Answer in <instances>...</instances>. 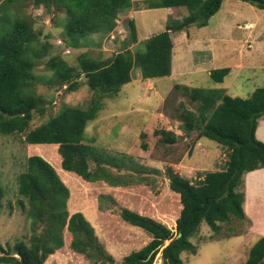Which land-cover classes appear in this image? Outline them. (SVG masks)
<instances>
[{
    "label": "trees",
    "instance_id": "16d2710c",
    "mask_svg": "<svg viewBox=\"0 0 264 264\" xmlns=\"http://www.w3.org/2000/svg\"><path fill=\"white\" fill-rule=\"evenodd\" d=\"M264 9V0H243ZM146 8L186 9L182 18L172 19L165 30L142 41V47L132 51L124 48L111 58L100 60L81 53L77 64H70L59 55L50 56L45 64L52 79L67 90L81 85L80 69L84 70L85 83L94 91L91 104L86 108L62 105L41 124L31 127L34 112H41L43 99L36 91L35 66L49 54L48 42H43L31 23L25 8L32 4L45 12L64 10L63 41L78 48L85 38L94 33H109L116 27L118 17L130 9L133 0H1L0 5L13 6L15 18L9 29L1 26L0 35V134L23 133L28 144H52L63 170L84 181L104 180L120 184L107 167L95 159L97 169L89 167V150L83 144L84 129L88 120L95 117L101 100L117 94L131 81L133 68L140 70L142 78H155L171 74L173 40L171 31L190 26L208 25L209 18L222 5V0H145ZM130 37L136 41L133 18L127 20ZM68 49V48H67ZM79 65V66H78ZM229 67L214 68L209 72L215 82H222ZM196 110L182 107L179 128L189 135L195 131L194 141L207 137L222 145L226 159L223 166L196 174L193 178L182 175L177 166H169V187L178 196V217L169 227L157 217L129 208L120 211L122 219L143 229L151 239L141 248L131 251L116 261L95 234L93 226L81 211L70 213L67 201L70 188L53 166L39 154L26 159V169L19 173L17 191L22 197L18 203H27V213L35 230L44 224V230L31 236L29 243L17 242L10 251L0 256V262L10 264H51L53 256L64 244L65 231L72 251L81 253L98 264H152L160 258L163 264H182V251L195 252L190 241L205 221L219 232L221 222L231 216L245 219L243 210V177L255 168H264V143L255 136L259 119L264 118V85L257 87L249 97L232 96L223 88H202L176 84ZM182 104V103H181ZM182 106V105H181ZM161 140L175 143L177 134L172 130H159ZM145 148L146 144L143 143ZM127 184V183H125ZM4 190L0 185V200ZM24 199V200H23ZM36 223V224H35ZM4 248L0 245V251ZM244 264H264V235L250 247Z\"/></svg>",
    "mask_w": 264,
    "mask_h": 264
},
{
    "label": "rangeland",
    "instance_id": "374dc122",
    "mask_svg": "<svg viewBox=\"0 0 264 264\" xmlns=\"http://www.w3.org/2000/svg\"><path fill=\"white\" fill-rule=\"evenodd\" d=\"M144 1L133 0V6L118 17L115 29L109 33L92 34L78 48L67 46L63 41V9L45 12L42 7L32 4L25 8L40 39L49 45V54L37 61L34 69L35 88L43 99V106L41 112H34L31 127L46 121L62 105L86 108L95 94L84 82L82 68L78 78L81 85L75 90L69 91L65 85L53 80L52 72L45 64L50 56L59 55L70 64H77L81 53L108 60L124 48L132 51L141 48L144 39L165 30L172 19L182 18L187 13L186 9L178 7L146 8ZM14 18L13 6L0 5V35L1 26L9 29ZM131 18L136 26V41L131 39L127 27V20ZM171 38V74L144 79L140 70L133 68L131 81L125 83L117 94L101 100L95 117L88 120L84 129L81 142L91 148L87 152L90 153L89 167L97 169L94 161L100 160L99 164L127 183L120 182L119 185L127 187H116L104 180L88 182L79 179L61 168L55 145L28 144L23 133L0 134V185L4 190L0 200V245L4 249L0 256L7 252L17 255L9 247L13 248L17 242L29 243L34 231L39 234L45 227L38 222L33 230L26 201L23 199V206L18 203L22 197L17 191V178L26 169V159L31 154L41 155L66 181L71 191L68 200L70 213L84 210V207L90 222L102 226L107 222H120L128 242L134 244L142 242L145 235L122 219L120 211L124 207L166 222L174 221L179 214L175 195L169 187V166H180L179 170L187 178L223 166L227 156L222 145L207 137L194 141L195 131L189 136L179 128L182 107L196 110V103L175 85L223 88L228 94L242 98L249 97L254 89L263 86L264 9L243 0H222L220 9L209 18L208 25L171 31ZM60 39L62 44L58 43ZM221 67H229L230 71L222 82H215L209 72ZM163 129L178 135L175 143L160 139L161 134L157 132ZM103 182L108 186L102 185ZM245 222V219L231 216L229 222L220 223L219 232H214L202 221L195 236L190 238L196 245V253L182 251L183 264H240L245 253L232 254L235 238L202 241L239 234L246 228ZM99 228L97 226V230ZM57 254L62 258L56 259L59 264H98L81 253H72L67 240Z\"/></svg>",
    "mask_w": 264,
    "mask_h": 264
},
{
    "label": "crops",
    "instance_id": "0c3cea01",
    "mask_svg": "<svg viewBox=\"0 0 264 264\" xmlns=\"http://www.w3.org/2000/svg\"><path fill=\"white\" fill-rule=\"evenodd\" d=\"M146 79H149V78H146ZM255 136L260 141H262L264 143V118H261L258 120L257 126L255 128ZM179 168H180V166H179ZM79 179H81V178H79ZM88 182H90V181H88ZM91 182H98V181L96 180V181H91ZM102 185H104L106 187L108 186L105 182H103ZM115 186L116 187L122 186L123 188L127 187L125 185H119V184L115 185ZM242 191L244 193L243 210H244V213L246 215V221H247V222H245L246 228L239 234H231V235H229L225 238H222V239L221 238L215 239L212 237L211 239L208 238V239L202 241V243L206 242V241H211V240L212 241L213 240L214 241H217V240L229 241V239L235 238V240L233 241V246H232V248L234 249L232 254L242 255V253H245V257L243 258V260L241 261L240 264H244V262L248 256L249 249L253 245V243H255V241L260 236L264 235V168L263 167L255 168L253 170L246 172L245 176L243 177ZM70 193H71V191H70ZM68 200H69V198H68ZM175 200L176 201L178 200V196H176V195H175ZM176 205H177V203H176ZM67 206H68V201H67ZM127 208L131 209L130 207H127ZM83 209L84 210H76V211H81L85 215V217L87 218V215H86L87 210H85L84 207H83ZM131 210H134V209H131ZM134 211H136V210H134ZM137 212H139V211H137ZM178 215L175 216L174 218L178 217ZM159 220L162 221L165 225H167L169 227H171L174 224V222H166L165 220H162V219H159ZM89 223L91 224L93 222L89 221ZM127 223L130 226L143 231L145 237L143 238L142 242H139L138 244H134L131 242L129 243L128 238L126 237V233L120 228L121 227L120 222H107V224H105L103 226L100 224L93 223L95 225L93 227L95 234L97 235V237L99 238V240L103 244L107 253H109L113 258H115L116 261L121 260L124 255L130 253L131 251H134V250L141 248L142 246L147 244L148 241L151 239V237L143 229L139 228L138 226L132 225L129 222H127ZM97 226L100 227L98 230H97ZM66 233L67 232L65 231L64 243L66 240L69 243L70 240L68 239ZM193 236H195V235H193ZM202 243H200V244H202ZM69 247H70V245H69ZM59 250L60 249H58L56 251V253L53 254V256H58L57 253L59 252ZM196 250H197V248H196ZM74 252L75 251H72V253H74ZM60 257L61 256L54 258L52 260L51 264H59V262H57L56 259H62ZM229 260H230V257H229ZM152 264H163V262L160 258H157ZM182 264H183V261H182Z\"/></svg>",
    "mask_w": 264,
    "mask_h": 264
},
{
    "label": "built area",
    "instance_id": "2783aa9c",
    "mask_svg": "<svg viewBox=\"0 0 264 264\" xmlns=\"http://www.w3.org/2000/svg\"><path fill=\"white\" fill-rule=\"evenodd\" d=\"M58 43H61V44H62V43H63V41L60 39V40H58Z\"/></svg>",
    "mask_w": 264,
    "mask_h": 264
}]
</instances>
